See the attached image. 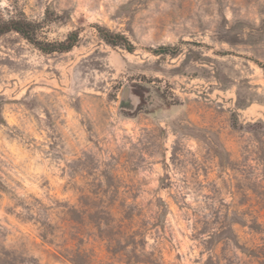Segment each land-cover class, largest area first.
<instances>
[{
	"label": "rangeland",
	"instance_id": "1",
	"mask_svg": "<svg viewBox=\"0 0 264 264\" xmlns=\"http://www.w3.org/2000/svg\"><path fill=\"white\" fill-rule=\"evenodd\" d=\"M22 17L80 38L0 35V264H264V0H0Z\"/></svg>",
	"mask_w": 264,
	"mask_h": 264
},
{
	"label": "trees",
	"instance_id": "2",
	"mask_svg": "<svg viewBox=\"0 0 264 264\" xmlns=\"http://www.w3.org/2000/svg\"><path fill=\"white\" fill-rule=\"evenodd\" d=\"M39 24L35 21L29 20L25 17L14 18L7 21H3L0 24V35H3L10 31H16L20 33L28 41L37 45L42 51L46 53L52 52H67L74 48L77 45L80 38V32L78 30L71 31L64 40L61 41H41L38 39ZM96 29L99 32V35L107 43L111 45H120L132 51L134 49L133 44L129 38L119 32H114L108 27L96 25ZM264 67V65H262ZM79 262V260H77ZM76 261V262H77Z\"/></svg>",
	"mask_w": 264,
	"mask_h": 264
},
{
	"label": "water",
	"instance_id": "3",
	"mask_svg": "<svg viewBox=\"0 0 264 264\" xmlns=\"http://www.w3.org/2000/svg\"><path fill=\"white\" fill-rule=\"evenodd\" d=\"M139 104V100L136 95L132 92V88L127 86L124 90L120 108L128 111H135Z\"/></svg>",
	"mask_w": 264,
	"mask_h": 264
}]
</instances>
